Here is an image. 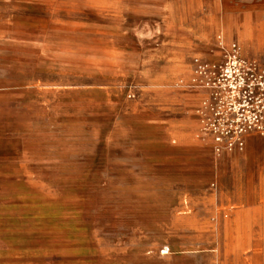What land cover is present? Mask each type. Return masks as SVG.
I'll list each match as a JSON object with an SVG mask.
<instances>
[{
  "label": "rangeland",
  "instance_id": "obj_1",
  "mask_svg": "<svg viewBox=\"0 0 264 264\" xmlns=\"http://www.w3.org/2000/svg\"><path fill=\"white\" fill-rule=\"evenodd\" d=\"M185 1H203L215 29L199 51L181 55L176 63L168 51L179 39L177 31L183 20L177 4ZM254 8L252 14H246L247 7L224 0H0V41L7 51L0 54L1 61L14 68L18 59L23 76L30 81L9 86L4 92L25 89L29 94L34 86L31 82L40 79L42 92L59 97L55 103L41 102L39 108L27 96L15 101L5 94L0 100V159L7 149L11 157L20 145L31 153L37 136L44 150L35 173L54 179L37 183L0 179V201L6 193L21 189L38 195L54 190L57 211L63 208L68 214L70 209L72 222L85 223L91 232L109 237L131 234L124 226L117 227L118 222L175 221L189 211L193 201L186 197L189 193L211 195L219 204L239 208L254 205L255 192L263 190L264 205V139L250 138L244 153L217 158L211 143L196 137L199 100L195 92L179 86L189 79L194 58L217 60L219 35L227 43L241 45L247 58H264V17L260 7L256 13ZM102 86L142 116L138 120L151 119L154 126L152 134L146 133L148 137L138 125L140 121L137 124L138 136L150 141V147L138 150L137 157L157 163L151 182L115 180L116 137L110 120L89 117L94 115L89 104L86 134L68 133L76 129L79 118H70L71 124L65 118L72 110L63 95L86 91L95 95L96 87ZM49 108L54 109V116ZM38 109L40 117L35 116ZM38 121L36 135L33 130ZM99 127L102 133H96ZM23 215H18L20 224ZM32 215L31 221L43 220L40 213ZM15 216L14 210L0 205V264H20L14 258L19 248L15 238L13 244H7L9 220ZM149 232L152 245L146 253L153 259L151 264H159L154 260L169 245L159 243L161 230Z\"/></svg>",
  "mask_w": 264,
  "mask_h": 264
},
{
  "label": "crops",
  "instance_id": "obj_2",
  "mask_svg": "<svg viewBox=\"0 0 264 264\" xmlns=\"http://www.w3.org/2000/svg\"><path fill=\"white\" fill-rule=\"evenodd\" d=\"M224 1L239 2V5L247 7L243 11L246 14H252V6H255V13L260 7L261 15L264 17V9H262L264 0ZM203 3V1H191V3L185 1L183 5L177 4L179 18L183 20L177 31L179 39H176V44L169 47L170 60L178 63L182 59L181 55L199 51L205 41L212 39L215 25L209 15L210 12L206 14L204 11ZM2 45L4 46L3 41H0V54H6V48L4 49ZM15 60L14 68H9L5 60L1 61L0 56V100L5 94L15 101L24 100L27 96L33 105L37 104L38 108L41 102L55 103L59 100L58 95L45 94L41 91L40 79L31 82L34 86L29 94L23 92L25 89H21L22 93H5L9 86H20L30 82L23 76L22 63L18 59ZM178 66L176 64V67ZM167 80L168 78L165 79ZM105 89L107 90L103 86L96 87L95 95L87 94V91L63 95L68 97L67 101L70 102L72 110L68 111L65 118L68 120L79 118L78 125H75L76 129H69L68 133L77 131L86 134L89 104L92 108L90 111L94 113L89 117L96 116L102 120H110L111 132L116 137L118 152L115 153L113 163L115 166L113 175L117 176L115 180L134 183L151 182L152 172L155 170L153 166H157V163L153 165L150 159L137 157L138 150L150 147V141L138 136L137 124L140 121L138 125L143 126L145 135L152 134L151 128L154 125L151 119L149 121L146 119L145 122L138 120L142 116H137L133 110L121 103L122 100L113 94H108ZM195 94L199 100L198 106L203 95ZM48 111L53 115L54 109L49 108ZM35 116L40 117L39 109ZM143 117L148 118L145 115ZM178 120L181 122L180 119ZM69 123L71 124L70 120ZM39 124L38 121L33 134L39 133ZM95 131L102 133L100 127ZM196 131V137L199 139L197 117ZM33 138L31 153L16 144L18 147L9 157V149H7L2 160L0 159L1 180L21 183L54 180L51 175L35 173L40 167L41 150L43 151L44 148L40 147L37 136ZM101 164L104 165V161L99 163L100 166ZM144 191L145 195L147 191ZM25 192L26 194L21 189L15 194L6 193L7 195L2 196L0 201V205L5 207V210H14L17 215L9 220L11 225L8 228L7 244H13L12 239L15 238L19 248L14 258L20 264H151L153 259L146 251L152 245L151 232H149L152 229L161 230L159 243L169 245L168 253L156 256L158 259L154 261L159 264H251L254 261H264L263 190L255 192L254 205L239 208L219 204L211 195L189 193L186 197H190L193 201L187 213L179 214L175 221L170 222L153 223L152 220L139 222L133 220L123 224L118 222L117 227L124 226L123 229L131 232L129 236L123 237L104 236L97 230L91 232L85 223L72 222L70 209L68 214L63 208L57 211L54 190L42 191L41 195L33 191ZM180 195L185 196V193ZM246 199L247 197L244 198ZM19 213L25 215L20 220L22 224L19 223ZM33 213L44 215L43 220L31 221ZM144 214L146 215V212ZM184 247H191L192 250L183 251Z\"/></svg>",
  "mask_w": 264,
  "mask_h": 264
},
{
  "label": "built area",
  "instance_id": "obj_3",
  "mask_svg": "<svg viewBox=\"0 0 264 264\" xmlns=\"http://www.w3.org/2000/svg\"><path fill=\"white\" fill-rule=\"evenodd\" d=\"M216 44L217 60L194 58L189 79L179 86L203 95L195 109L198 136L218 158L244 153L250 138L264 139V58H247L223 35Z\"/></svg>",
  "mask_w": 264,
  "mask_h": 264
}]
</instances>
